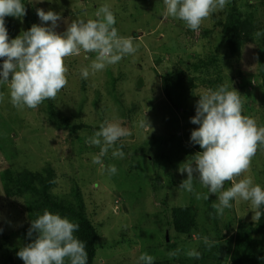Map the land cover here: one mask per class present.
<instances>
[{
  "label": "rangeland",
  "instance_id": "rangeland-1",
  "mask_svg": "<svg viewBox=\"0 0 264 264\" xmlns=\"http://www.w3.org/2000/svg\"><path fill=\"white\" fill-rule=\"evenodd\" d=\"M22 3L26 8L23 20L5 18L9 40L33 24H41L36 13L40 6L45 12L61 15L56 31L62 33L74 20L98 19L97 9L107 4L116 17L118 35L131 37L133 45L139 47L134 54L94 75L90 70L87 79L82 78L81 69L89 67L95 53L81 51L79 56L65 58L68 84L55 100H45L35 109L15 108L8 87L0 85V93L4 94L0 101V264H24L16 253L25 245L23 229L30 222L33 199L30 192L7 182L4 175L8 169L13 175L23 170L46 175L48 169L53 170L54 200H65L73 209H82L98 227L94 264H142L139 256L145 252L153 255L154 261L182 264L188 261L186 250L205 251L204 236L220 244L213 264H230L234 247L231 239L240 223L253 221L251 203L230 201L232 207L219 216L212 207L218 203L219 193H209L199 180H194L192 193L179 189L187 178L179 167L191 162V156L199 152L190 143L191 132L199 125L192 124L190 118L196 115L199 96L209 90L222 84L236 90L241 96L242 114L264 127L260 42L255 37V41L244 44L240 54H232L223 40L222 28L216 26L234 4L244 13L252 12L256 25H262L261 0H228L226 7L205 19L198 31L179 19L165 18L164 0ZM29 10L37 18L27 17ZM50 25L49 21L45 26ZM205 28H211L208 35L202 32ZM3 59L0 58V71ZM201 62L207 66H199ZM166 78L171 79L173 100L165 90ZM55 117L59 118L58 124ZM141 121L149 126L141 128ZM105 122L118 123L129 135L109 149L102 158V168L93 163L100 148L86 140ZM81 124L84 126L76 129ZM121 146L124 157H113L112 151ZM109 165L116 166L114 175H109ZM249 176L264 188L263 145L252 158L249 171L235 180ZM231 186L232 182L226 181L224 190ZM7 187L12 191L9 194ZM196 193L201 194V199L196 198ZM204 195L209 199H203ZM182 205L192 206L197 212L198 229L192 235L174 228L172 209ZM62 217L71 218L67 212ZM176 249L181 250L179 255L170 259L168 253Z\"/></svg>",
  "mask_w": 264,
  "mask_h": 264
},
{
  "label": "clouds",
  "instance_id": "clouds-1",
  "mask_svg": "<svg viewBox=\"0 0 264 264\" xmlns=\"http://www.w3.org/2000/svg\"><path fill=\"white\" fill-rule=\"evenodd\" d=\"M227 3L228 0H164V17L184 21L189 29L198 31L205 19L222 11ZM36 13L41 24H33L29 30L9 40L5 18L23 20L26 8L22 0H0V58H5L0 85L8 87L10 102L18 110L25 107L35 109L45 100L56 99L68 84L65 58L79 56L81 51L95 53L89 67L81 69L82 78L87 79L90 70L94 75L109 65H115L126 55L134 54L139 47L133 45L131 37L118 35L114 26L116 17L107 4L97 9L95 16L98 19L74 20L62 33L56 31L62 19L60 14L51 10L45 12L42 8H37ZM49 21L51 25L45 26ZM260 35V32L255 33L257 37ZM199 97L196 115L190 118L191 123L199 127L192 130L190 143L199 145L202 151L191 156V162L180 165L179 172H186L187 178L178 188L192 193L195 191L194 180H199L209 193H219L218 203L212 204L217 215L222 216L226 208L232 207L230 201L239 203L242 200L251 203L254 210L252 220L256 221L261 217V212L256 210L264 205V188L254 184L250 176L239 182L235 178L249 171L252 158L264 145V127L258 126L254 118L242 114L240 94L234 89L229 90L226 84ZM3 99L4 94L0 93V101ZM148 126V122L141 121V128ZM128 135L127 129L118 123L101 124L100 130L86 140L87 144L100 148L93 163L103 168L102 158L120 138ZM112 156L123 158L122 146L114 149ZM107 171L114 175L117 168L109 165ZM226 181H231L232 186L224 190ZM196 198L201 199V194L196 193ZM203 199H209V195H204ZM79 228L78 223L45 209L42 215L31 221L27 231L32 242L20 248L16 255L24 264H65L66 260L69 264H87L86 243L74 236ZM202 240L207 250L215 244L207 236ZM180 251H170L168 257H176ZM184 255L202 258L194 248L186 250ZM154 260L155 257L146 252L139 256L142 264H154Z\"/></svg>",
  "mask_w": 264,
  "mask_h": 264
},
{
  "label": "trees",
  "instance_id": "trees-1",
  "mask_svg": "<svg viewBox=\"0 0 264 264\" xmlns=\"http://www.w3.org/2000/svg\"><path fill=\"white\" fill-rule=\"evenodd\" d=\"M261 3L264 6V0H261ZM31 15L33 18L36 17L29 10L27 17H31ZM255 16L252 12H242L241 8L234 4L230 6L226 18L218 20L216 26L222 28L223 40L227 43L228 49L232 54H240L244 44L255 41V37L259 40L262 54L260 72L264 78V23L260 26L256 25ZM202 32L208 35L211 32V28H205ZM257 32L261 33L258 37L255 36ZM213 60L216 61L217 57H213ZM200 64L199 66H207L203 62ZM170 80L168 78L164 80L165 90L167 91V95L173 100V95L169 90ZM54 116L55 114L51 113V118H54ZM57 120L59 118L55 117V124H58ZM83 126L81 124L75 127L77 129ZM194 147L197 151H202L199 145H194ZM47 172L45 175L43 172L23 170L13 175L11 170L5 171L4 177L8 183L21 191L30 192L33 198L30 200L29 206L30 222L23 229L24 236L22 238L25 245L32 242V239L27 237L31 221L42 215L45 209L53 214H59L61 217L67 212L71 216L70 221L80 225L79 230L74 233V236L86 243V251L88 253L87 264H94L99 240L98 227L82 209H73L72 204L65 200L61 202L54 200L51 192L54 185L53 170L48 169ZM10 189L8 187L6 189L8 194L12 192ZM258 211L261 212L260 219L240 223L234 238L231 239L234 241V247L233 251L230 252V264H264V259H259L260 257H264V205ZM214 216L216 215L214 214ZM172 222L175 230L182 234L192 235L198 229L197 212L194 207L189 205L174 207L172 209ZM217 235V239H219L221 236H219V233ZM222 236L225 237V235ZM219 245L215 241L211 250L205 248V251L201 252V259L188 258V261L182 264H213V261L218 259ZM154 264H164V262L158 260L154 261Z\"/></svg>",
  "mask_w": 264,
  "mask_h": 264
},
{
  "label": "crops",
  "instance_id": "crops-1",
  "mask_svg": "<svg viewBox=\"0 0 264 264\" xmlns=\"http://www.w3.org/2000/svg\"><path fill=\"white\" fill-rule=\"evenodd\" d=\"M41 8H42V6H40ZM40 7H38V8H40ZM43 9V8H42ZM36 16V15H35ZM35 18H37V17H35Z\"/></svg>",
  "mask_w": 264,
  "mask_h": 264
}]
</instances>
